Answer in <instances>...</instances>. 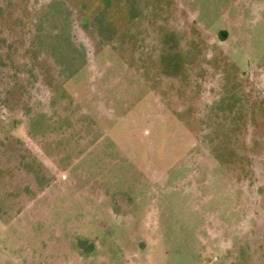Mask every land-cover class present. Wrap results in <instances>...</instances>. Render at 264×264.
Segmentation results:
<instances>
[{"label": "rangeland", "instance_id": "rangeland-1", "mask_svg": "<svg viewBox=\"0 0 264 264\" xmlns=\"http://www.w3.org/2000/svg\"><path fill=\"white\" fill-rule=\"evenodd\" d=\"M0 264H264V0H0Z\"/></svg>", "mask_w": 264, "mask_h": 264}]
</instances>
